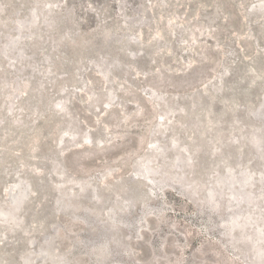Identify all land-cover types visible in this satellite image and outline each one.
I'll return each mask as SVG.
<instances>
[{
    "label": "rangeland",
    "instance_id": "rangeland-1",
    "mask_svg": "<svg viewBox=\"0 0 264 264\" xmlns=\"http://www.w3.org/2000/svg\"><path fill=\"white\" fill-rule=\"evenodd\" d=\"M0 264H264V0H0Z\"/></svg>",
    "mask_w": 264,
    "mask_h": 264
}]
</instances>
